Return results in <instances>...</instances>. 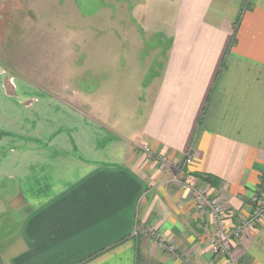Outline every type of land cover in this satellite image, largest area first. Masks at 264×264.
I'll use <instances>...</instances> for the list:
<instances>
[{
  "label": "crops",
  "instance_id": "1",
  "mask_svg": "<svg viewBox=\"0 0 264 264\" xmlns=\"http://www.w3.org/2000/svg\"><path fill=\"white\" fill-rule=\"evenodd\" d=\"M163 1L171 27L157 32L167 47L148 67L138 141L0 65V264H216L181 183L216 193L238 220L252 193L264 205V0ZM231 255L264 264V219Z\"/></svg>",
  "mask_w": 264,
  "mask_h": 264
},
{
  "label": "rangeland",
  "instance_id": "2",
  "mask_svg": "<svg viewBox=\"0 0 264 264\" xmlns=\"http://www.w3.org/2000/svg\"><path fill=\"white\" fill-rule=\"evenodd\" d=\"M135 2L0 0V65L3 78L12 76L22 80L41 94L78 96L74 105L90 113H98L102 120L122 135L129 138L136 136L132 140H139L136 134L141 129L144 105L140 101H143L145 84L152 75L148 67L150 62L164 60L163 51L167 42L162 43L157 32L170 29L172 7L163 0H147L145 7ZM137 33L145 34L139 45L132 38L133 35L138 40ZM159 45L164 49L161 53H157ZM143 73L145 77L140 75ZM141 151L147 159L153 158L143 148ZM156 162L159 165L158 159ZM187 183L198 187L195 182ZM220 184L211 188L217 189ZM183 191L190 194L188 189ZM204 192L220 203L216 193ZM256 196H259L258 191L249 197L250 210L243 219L249 217L255 208L253 198ZM9 199L4 200L5 211L8 212L4 221L18 218L12 209L16 200L9 203ZM198 214L201 219L206 217L210 224L209 244L210 238L216 237L214 220L206 212ZM226 217L230 219V224L241 221L235 219L236 215L231 212ZM227 230L230 233L232 226H228ZM237 240L239 238H231L230 254ZM166 247L171 249L169 245ZM213 254L219 256L216 264H224L221 254Z\"/></svg>",
  "mask_w": 264,
  "mask_h": 264
},
{
  "label": "built area",
  "instance_id": "3",
  "mask_svg": "<svg viewBox=\"0 0 264 264\" xmlns=\"http://www.w3.org/2000/svg\"><path fill=\"white\" fill-rule=\"evenodd\" d=\"M148 155L151 152L148 148H143ZM158 162L160 169L167 167V160L159 156ZM190 161V157L187 158V162ZM182 188L188 189L195 203V208L200 214L206 212L214 220L216 237L210 238V249L212 253L221 254L223 256L224 264H237L233 257L229 253L231 238H240L247 230L254 228L255 226L262 223L264 219V205L259 200V196L253 198L254 209L249 217L241 220L239 223L230 224L226 217L228 211L220 204L216 198L207 195L201 188L195 187L190 183H182ZM228 226H232V231L229 233L227 230ZM150 236L154 237V233L151 232ZM157 239V237H154ZM223 254V255H222Z\"/></svg>",
  "mask_w": 264,
  "mask_h": 264
},
{
  "label": "trees",
  "instance_id": "4",
  "mask_svg": "<svg viewBox=\"0 0 264 264\" xmlns=\"http://www.w3.org/2000/svg\"><path fill=\"white\" fill-rule=\"evenodd\" d=\"M199 178L205 182H207L208 184H210L213 187H217L220 183V180L217 179L215 176L210 175V174H200L198 175Z\"/></svg>",
  "mask_w": 264,
  "mask_h": 264
}]
</instances>
